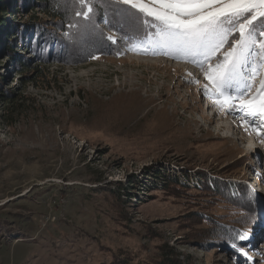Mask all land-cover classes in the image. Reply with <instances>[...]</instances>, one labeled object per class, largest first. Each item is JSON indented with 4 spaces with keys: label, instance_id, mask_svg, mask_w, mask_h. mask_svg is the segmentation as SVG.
Segmentation results:
<instances>
[{
    "label": "rangeland",
    "instance_id": "obj_1",
    "mask_svg": "<svg viewBox=\"0 0 264 264\" xmlns=\"http://www.w3.org/2000/svg\"><path fill=\"white\" fill-rule=\"evenodd\" d=\"M1 2L0 264H264V135L239 100L104 39L111 5L81 36L71 0H47L65 20Z\"/></svg>",
    "mask_w": 264,
    "mask_h": 264
},
{
    "label": "snow or ice",
    "instance_id": "obj_2",
    "mask_svg": "<svg viewBox=\"0 0 264 264\" xmlns=\"http://www.w3.org/2000/svg\"><path fill=\"white\" fill-rule=\"evenodd\" d=\"M74 23L82 36L96 28L97 5L104 23L119 38L104 39L128 50L166 55L194 63L208 80L201 92L237 112L264 135V80L260 94L245 100L257 76L264 75V0H71ZM79 17L80 19H75ZM103 36V34L101 33ZM66 38L72 36L66 32ZM123 54L122 52H118ZM95 58V57H93ZM198 83L199 81H189Z\"/></svg>",
    "mask_w": 264,
    "mask_h": 264
},
{
    "label": "trees",
    "instance_id": "obj_3",
    "mask_svg": "<svg viewBox=\"0 0 264 264\" xmlns=\"http://www.w3.org/2000/svg\"><path fill=\"white\" fill-rule=\"evenodd\" d=\"M39 2L40 3H45L44 5H45V7L46 8H43L42 9V13H44V14H47V15H49V17L50 18H55V19H61V20H65L66 18H67V14H66V12H65V10L64 9H62V8H59V10H58V8H57V10H54L53 8H51L49 5H48V3H47V0H39ZM5 7V8H4ZM6 9V6H5V4H3L2 2H1V0H0V12L1 11H7V10H2V9ZM99 14H100V16H103V18H105V8H103V10H100L99 11ZM101 21H103V20H101ZM3 23V21H1V19H0V25ZM109 29H111V28H109ZM112 31V30H111ZM37 44H38V42H36ZM70 44H73V43H70ZM65 46V45H64ZM74 46V45H73ZM102 47H105V45H103L102 44ZM64 49V48H63ZM66 50H67V55H65V57H67L69 54H71L72 53V50H74V52L75 51H77L78 50V48H76L75 46H74V48L73 49H67V48H65ZM97 51H99V52H102V53H109V52H113V51H109V52H107L108 51V49H107V47H105L104 49H99V50H97ZM74 55H75V53H72L69 57H71L73 60L75 59L76 60V58H73L74 57ZM71 60V59H70Z\"/></svg>",
    "mask_w": 264,
    "mask_h": 264
},
{
    "label": "bare ground",
    "instance_id": "obj_4",
    "mask_svg": "<svg viewBox=\"0 0 264 264\" xmlns=\"http://www.w3.org/2000/svg\"><path fill=\"white\" fill-rule=\"evenodd\" d=\"M158 63V62H157ZM166 63V62H165ZM164 68H165V70H167V71H171V72H174V73H179L180 71H181V67H179V66H173V65H171V64H165V66H164ZM188 72V71H187ZM190 72V71H189ZM188 74V73H187ZM228 130L230 133H232V132H234V131H237V124H236V126L235 127H233V128H226L225 126H221V128H220V130ZM241 134H240V137H241V135L243 136V133L242 132H240ZM241 140V139H240Z\"/></svg>",
    "mask_w": 264,
    "mask_h": 264
}]
</instances>
